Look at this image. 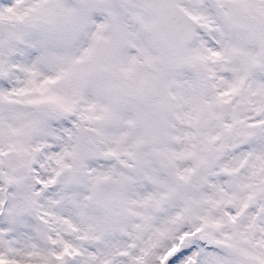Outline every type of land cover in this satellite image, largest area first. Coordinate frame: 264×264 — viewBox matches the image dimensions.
<instances>
[{
  "label": "snow or ice",
  "instance_id": "snow-or-ice-1",
  "mask_svg": "<svg viewBox=\"0 0 264 264\" xmlns=\"http://www.w3.org/2000/svg\"><path fill=\"white\" fill-rule=\"evenodd\" d=\"M0 264H264V0H0Z\"/></svg>",
  "mask_w": 264,
  "mask_h": 264
}]
</instances>
